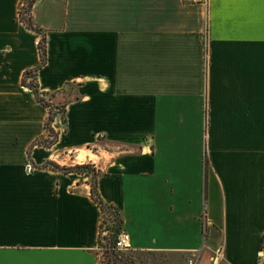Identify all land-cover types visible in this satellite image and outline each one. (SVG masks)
<instances>
[{
	"label": "crops",
	"instance_id": "1",
	"mask_svg": "<svg viewBox=\"0 0 264 264\" xmlns=\"http://www.w3.org/2000/svg\"><path fill=\"white\" fill-rule=\"evenodd\" d=\"M0 0V264H99L91 174L132 246L211 264L264 247V0ZM37 72L56 108L23 84ZM70 87V88H69ZM77 153V154H76ZM208 159V167H206Z\"/></svg>",
	"mask_w": 264,
	"mask_h": 264
},
{
	"label": "rangeland",
	"instance_id": "2",
	"mask_svg": "<svg viewBox=\"0 0 264 264\" xmlns=\"http://www.w3.org/2000/svg\"><path fill=\"white\" fill-rule=\"evenodd\" d=\"M30 0H24L20 8V12L23 13L27 18L28 3ZM30 81H33V77H30ZM70 88V87H69ZM45 99L49 100V96H45ZM62 106V105H61ZM60 106L61 112L62 107ZM55 111V110H54ZM57 111V110H56ZM60 111V110H59ZM57 113V112H56ZM63 121L64 113L62 114ZM56 116V115H55ZM56 132L52 133L50 136L42 139L40 142L46 144L49 141L56 139ZM77 154V153H76ZM90 156H94L89 148H85L78 152V157L68 156L66 158H61L62 161L58 162L54 159L46 160L43 165L52 169H62L65 171L66 168H71L72 172L78 173H88L91 174L89 182H92L95 177L99 174L97 167L94 163L90 161ZM56 165H59L60 168H57ZM64 168V169H63ZM61 170V171H62ZM117 207L106 206L105 211L102 212V221L100 226V243L96 249L99 258V264H188L191 258L190 254L182 252H169L164 250H146L138 249L131 247L124 250H113L111 246L114 245L117 234L123 229H118L120 225V215ZM111 245V246H110ZM115 251V252H114ZM114 252V253H113ZM124 255V259L127 257L129 263H122L118 261L115 255Z\"/></svg>",
	"mask_w": 264,
	"mask_h": 264
},
{
	"label": "trees",
	"instance_id": "3",
	"mask_svg": "<svg viewBox=\"0 0 264 264\" xmlns=\"http://www.w3.org/2000/svg\"><path fill=\"white\" fill-rule=\"evenodd\" d=\"M36 0H30L29 3H28V9H27V14H29V17L27 18L23 13L20 12V17L21 19L28 25V27L30 28H34V24H33V16H32V7L34 5ZM42 33V36H41V39H40V42H39V49H40V56H41V62L40 64L33 68V69H29L25 72L24 74V77H23V84L24 85H28L29 87H31L35 94H36V97L37 99L42 102L43 104H45L47 107H49L50 109V115H49V118H48V121H47V131H48V136H50L53 132L55 133L56 132V139L52 140V141H49V143H46L45 145L46 146H51L52 144H54L57 140H58V132L55 130V128L52 126V122L54 121L55 119V115H56V108H59L60 109V106H54L51 102H50V99L47 100L45 99V96L49 95L48 92L46 91H42L40 89V85L38 83V76H37V72L40 68H42L46 61H47V37H46V34L43 33V31L39 30ZM30 77H33V81H30L29 82V78ZM62 107V106H61ZM62 112L64 113L65 111V105H63L62 107ZM55 110V111H54ZM61 111V109H60ZM65 115V114H64ZM66 118L64 117V120ZM44 139V138H43ZM42 140V139H41ZM39 140V142L41 141ZM42 143V142H41ZM55 166L57 168H60L59 165H56ZM206 167H208V159H206ZM64 169V168H63ZM58 170H62V169H58ZM64 171V170H62ZM73 170L71 168H66L64 172H72ZM96 179H94L92 182H91V195L92 197L94 198V200L98 203V205L101 207L102 209V212L105 211V207L106 206H112V207H117L118 211H119V215H120V225H119V228L118 229H122L123 228V218H122V215H121V211H120V208L114 204H111V203H108L106 202L100 195V192L98 190V187H97V177H95ZM99 243H100V236H99ZM111 246V245H110ZM111 248H114L113 250H117V248L115 247V243L113 246H111ZM115 252V251H114ZM113 252V253H114ZM116 259H118V261H122V263H129V260L128 258L126 257L124 259V255L120 256L119 254L118 255H115Z\"/></svg>",
	"mask_w": 264,
	"mask_h": 264
},
{
	"label": "built area",
	"instance_id": "4",
	"mask_svg": "<svg viewBox=\"0 0 264 264\" xmlns=\"http://www.w3.org/2000/svg\"><path fill=\"white\" fill-rule=\"evenodd\" d=\"M187 1H190L192 3H204L206 5L209 2V0H187ZM115 247L119 250L129 249L132 247L131 236L127 231L122 229L117 234L115 239ZM199 255L200 254L198 251L194 252L188 264H198ZM222 257H223V246H220L216 250V255L214 256V260L211 264H220ZM257 257H258V264H264V247L258 251Z\"/></svg>",
	"mask_w": 264,
	"mask_h": 264
}]
</instances>
